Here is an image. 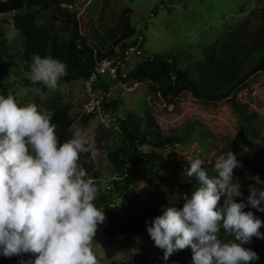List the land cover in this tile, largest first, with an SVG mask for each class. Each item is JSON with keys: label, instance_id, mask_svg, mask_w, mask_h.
Wrapping results in <instances>:
<instances>
[{"label": "rangeland", "instance_id": "rangeland-1", "mask_svg": "<svg viewBox=\"0 0 264 264\" xmlns=\"http://www.w3.org/2000/svg\"><path fill=\"white\" fill-rule=\"evenodd\" d=\"M23 1V10L0 16V94H3V88H7V94L12 92L19 102L36 103L50 111L68 106L73 120L72 133L77 127L94 129L96 156L93 159L90 154H82L80 164L87 171L92 167V175H99L97 179L92 176L99 189L95 203L104 209L106 220L99 225L94 237L93 249L98 264H125L132 258L141 263L192 264L190 247L184 249L185 252L177 251L165 262L164 251L155 246L147 232L126 230L120 226V222L129 221L133 215L112 185L119 178L108 160V154L123 144L118 119L137 116L143 129L159 130L166 136H185L189 132L183 143L162 150L143 149L164 155L169 167H160L159 172L172 178L186 177L185 169L190 167L186 157L199 156L205 161L203 166H213L216 158L223 153L233 151L240 155L243 122L239 113L229 101L207 102L190 94L182 95L169 105L161 97L160 90L149 82L124 85L118 78L108 77L104 78L110 86L105 90L106 94L111 102L120 101V107L114 115V126L104 128L97 120L84 115L89 92L85 80L70 83L60 80L58 88L51 91L43 85L33 84L28 78L30 69L25 64L23 38L14 26V18L39 11V8L30 7V0ZM68 1L40 13L37 21L40 26H55L56 34L64 40L69 39L72 15L80 20V29L84 34L86 19L97 21L103 3V0ZM111 8L132 9V23L137 28V35L146 37L142 47L143 57L130 59L122 69L121 76L126 78L139 63L157 55L172 53L184 69L191 61L203 58L205 46L217 45L231 33L252 35L263 23L264 0H111ZM37 88L40 94H36ZM235 96L241 104H248L250 112L260 116L264 128V73L253 75L236 91ZM106 102L109 103L108 100ZM260 138V144H264V129ZM240 183L243 194L249 193L248 181ZM132 191L157 206L163 203L165 206L182 207L184 203L177 190L156 178L139 176ZM223 200L224 197L221 198V206ZM110 225L118 227L112 239L104 233Z\"/></svg>", "mask_w": 264, "mask_h": 264}, {"label": "clouds", "instance_id": "clouds-1", "mask_svg": "<svg viewBox=\"0 0 264 264\" xmlns=\"http://www.w3.org/2000/svg\"><path fill=\"white\" fill-rule=\"evenodd\" d=\"M66 74L64 61L34 54L28 78L55 91ZM52 117L50 110L23 104L12 92L0 94V256L29 254L20 264H98L93 243L106 216L95 203L98 185L80 164L82 154L96 156L94 129L77 127L61 143ZM186 159L190 167L184 174L197 186L183 195L182 207L169 204L147 222L150 238L164 251L163 260L190 247L192 264L258 261V253L245 245L253 237L264 240V220L244 209L250 204L264 212V180L251 177L256 183L249 185L247 203L237 202L243 197L235 176L243 167L237 154L219 155L215 175H209L199 156Z\"/></svg>", "mask_w": 264, "mask_h": 264}, {"label": "trees", "instance_id": "trees-1", "mask_svg": "<svg viewBox=\"0 0 264 264\" xmlns=\"http://www.w3.org/2000/svg\"><path fill=\"white\" fill-rule=\"evenodd\" d=\"M68 0H30V7H38L39 11L20 14L14 18V26L23 38V51L25 64L30 69L34 54L53 57L67 64V74L61 78L63 83L76 80L89 81L95 72L98 63L116 56L118 49H124V42L137 35V28L132 23L133 10L130 8L112 9L111 0H103L97 21L92 18L86 19V32L83 34L80 20L71 16L72 24L68 40L59 37L55 32V26L44 27L37 24L38 15L52 7H59ZM25 8L23 0H7L0 2V16L12 12L21 11ZM262 25L249 36L231 33L217 45L204 47L203 58L191 61L188 67L181 68L172 53L157 55L142 61L127 76L122 78L119 72L118 80L126 85L149 82L160 90L163 100L171 105L184 94H190L197 100L207 102L229 101L232 107L239 113L243 122L240 133L241 153L237 158L243 167L235 170V176L240 181L255 184L250 179L259 176L264 180V144H260V132L262 121L255 112H250L248 104H241L236 96V91L241 88L253 75L264 73V8L262 12ZM146 40V37H144ZM145 43V42H144ZM144 45V44H143ZM51 47V53L48 52ZM5 48V47H4ZM5 53L6 49H3ZM107 75L99 76L94 83V91L109 89V84L104 81ZM0 86H2L0 84ZM3 95H7L8 89L3 88ZM89 101L87 98L86 103ZM104 102L106 110L117 115L120 101L108 100ZM52 122L57 125V135L61 143L72 136L73 120L70 117L68 106L53 108ZM120 122L123 144L108 154V160L113 167L119 180L112 183L114 189L122 197L125 207L133 217L126 222H120V226L126 230H138L147 232V222L162 214L160 206L148 202L140 195L132 191L139 176L156 178L162 184L171 185L180 195H191L197 186L194 178L186 176H173L169 178L160 174L159 168H168L167 158L156 152H147L145 147L164 149L168 146L183 143L186 136L172 134L166 136L159 130L143 129L141 119L137 116H129L127 119H118ZM209 175H215L213 166H203ZM129 168L132 169L129 172ZM92 167L88 171L89 176L96 179L98 174H91ZM249 193L243 197H237L247 203ZM168 206V205H167ZM244 211L253 212L254 216L264 220V212L258 211L250 204ZM117 226H108L104 233L109 238H114ZM260 231L264 233V226ZM148 233V232H147ZM223 235V234H222ZM230 239L231 237H224ZM256 251L260 257L252 264H264V240L256 237L251 243L245 245ZM185 250H181V252ZM30 258L29 254L23 256L4 257L0 256L1 264H19ZM125 264H154L141 263L135 258Z\"/></svg>", "mask_w": 264, "mask_h": 264}, {"label": "built area", "instance_id": "built-area-1", "mask_svg": "<svg viewBox=\"0 0 264 264\" xmlns=\"http://www.w3.org/2000/svg\"><path fill=\"white\" fill-rule=\"evenodd\" d=\"M145 36L135 35L134 37L124 42V49L119 50L115 57L111 59L103 60L98 63L95 72L88 82V98L89 101L84 106V115L91 119L97 120L104 128L110 129L114 126L115 117L111 111H108L104 107V102L109 100V95L106 94L104 89L94 91V83L98 80L99 76L107 75L110 78H118L119 72L126 63L132 59H139L143 57V44L145 42ZM132 171L131 168L128 170ZM20 263V262H19Z\"/></svg>", "mask_w": 264, "mask_h": 264}]
</instances>
